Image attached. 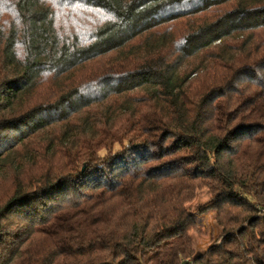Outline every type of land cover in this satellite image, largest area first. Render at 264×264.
<instances>
[{"label": "trees", "instance_id": "16d2710c", "mask_svg": "<svg viewBox=\"0 0 264 264\" xmlns=\"http://www.w3.org/2000/svg\"><path fill=\"white\" fill-rule=\"evenodd\" d=\"M0 264H264V0H0Z\"/></svg>", "mask_w": 264, "mask_h": 264}, {"label": "rangeland", "instance_id": "374dc122", "mask_svg": "<svg viewBox=\"0 0 264 264\" xmlns=\"http://www.w3.org/2000/svg\"><path fill=\"white\" fill-rule=\"evenodd\" d=\"M173 195L196 219V228L188 231L186 240L192 256L202 254L221 234L216 222V210L209 204L210 192L200 178H181L171 187ZM202 209L200 211L199 209Z\"/></svg>", "mask_w": 264, "mask_h": 264}]
</instances>
